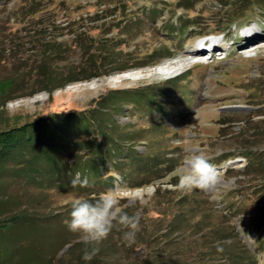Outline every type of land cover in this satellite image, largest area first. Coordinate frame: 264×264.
Listing matches in <instances>:
<instances>
[{"label": "rangeland", "instance_id": "rangeland-1", "mask_svg": "<svg viewBox=\"0 0 264 264\" xmlns=\"http://www.w3.org/2000/svg\"><path fill=\"white\" fill-rule=\"evenodd\" d=\"M247 26L264 28V0H0V82L12 85L0 98L7 101L0 107V130L88 108L110 90L151 85L162 89L159 107L125 104L119 121L136 127L159 122L166 134L158 137L156 150L179 147L168 154L179 158L198 151L222 174L207 190H181L170 176L154 191L135 195L119 182L97 185L114 193L129 215L140 216L139 231L127 240V229L115 223L105 239L85 244L66 221L73 202L87 195L27 186V174L14 170L26 161L17 149L8 167L0 168V222H9L8 229L0 225V264H151L158 258L162 264H223L209 252L225 234L236 252L255 250L261 264L264 236L236 238L233 226L242 232L239 216L228 212L232 204L253 223L264 218V196L253 192L264 185V35L242 36ZM214 37L224 51L197 55V45ZM107 42L141 61L161 48L173 55L155 65L71 82L53 94L45 90L44 70L66 75L85 63L87 49L103 50ZM49 49L60 56L46 59ZM164 67L169 70L159 72ZM179 214L186 224L170 228ZM216 229L222 234L215 237ZM93 248L98 251L84 260L85 249Z\"/></svg>", "mask_w": 264, "mask_h": 264}, {"label": "trees", "instance_id": "trees-1", "mask_svg": "<svg viewBox=\"0 0 264 264\" xmlns=\"http://www.w3.org/2000/svg\"><path fill=\"white\" fill-rule=\"evenodd\" d=\"M257 1L259 3L261 0ZM77 38L82 39V35ZM115 48L113 44L107 42L103 50L91 52L90 48L87 49L85 63L70 70L66 75L50 69L44 70L41 81L45 85V90L53 94L55 90L62 89L71 82L103 77L148 64L155 65L173 55L170 49L161 48L151 54V60L141 61L133 52ZM55 54L60 56L55 49H49L46 59H52ZM11 86L5 81L0 82V98L9 92ZM150 86L110 90L97 98L88 108L53 112L22 125L0 130V168L8 167L5 165L6 161L16 157L18 149L26 161L20 162L14 170L27 174L29 178L27 186L58 189L62 193L74 194L76 197L87 195L84 200L92 202L107 194V190L96 188L97 185L104 183L107 187H114L119 182L121 186L135 189L156 181L163 182L166 176H170L172 179L170 182L178 186L176 173L184 160V155L180 158L168 156L169 153L179 150V147L173 150L169 147L165 150L162 148L156 150L157 141L161 142L158 137L166 134L159 122L136 127L132 123L122 124L119 121L120 113L126 110L125 104L133 103L149 109L159 107L162 89ZM6 103V100L0 102V107H4ZM158 110L160 114H166L163 107ZM158 116L152 114L156 120ZM61 148L68 149L66 153L69 157L62 155L65 151ZM73 181L76 183L73 184ZM235 190L231 191L235 193ZM253 192L264 196V185ZM232 206L231 204L228 212L230 210L231 216H239V226L242 230L238 232V226H233L236 238L241 234L257 239L264 236V218L253 223L248 213L236 212L237 209ZM71 211L72 207L68 209V214ZM17 219L18 215L9 218L12 222ZM8 223V220L3 219L0 225L8 229ZM170 223V228L176 230L186 224L180 214ZM221 232L220 229L214 230V236L216 237L217 233L222 234ZM229 237L227 234L220 235L218 241L221 242L210 248L209 255L219 259L223 264H259L255 250L245 245V248L236 252L231 242H228ZM221 248L222 251L219 250ZM259 248L256 240V249ZM160 261L159 258L153 259L151 264H162Z\"/></svg>", "mask_w": 264, "mask_h": 264}, {"label": "clouds", "instance_id": "clouds-1", "mask_svg": "<svg viewBox=\"0 0 264 264\" xmlns=\"http://www.w3.org/2000/svg\"><path fill=\"white\" fill-rule=\"evenodd\" d=\"M176 174L181 190H207L215 187L222 179L220 170L198 151H193L184 158ZM75 183L76 181H73V184ZM70 216V220L66 221L68 229L80 233L85 244L99 243L105 239L115 223L127 229L124 232L125 239L134 240L140 226V216L129 215L112 192L95 202L74 201ZM96 251H98L96 248L91 251L85 249L83 259L90 260ZM261 264H264V260Z\"/></svg>", "mask_w": 264, "mask_h": 264}, {"label": "built area", "instance_id": "built-area-1", "mask_svg": "<svg viewBox=\"0 0 264 264\" xmlns=\"http://www.w3.org/2000/svg\"><path fill=\"white\" fill-rule=\"evenodd\" d=\"M161 181H156L150 185H147V186H142V187H138V188H135V189H130V191L128 192V194H132V195H135V194H142L144 191H147L148 188H152L151 191H154L155 187L158 186V184L160 183ZM149 191V190H148Z\"/></svg>", "mask_w": 264, "mask_h": 264}, {"label": "bare ground", "instance_id": "bare-ground-1", "mask_svg": "<svg viewBox=\"0 0 264 264\" xmlns=\"http://www.w3.org/2000/svg\"><path fill=\"white\" fill-rule=\"evenodd\" d=\"M244 30H245V29H244ZM245 32H247V30H245L244 33H245ZM216 43H217V42H216ZM202 45H203V44L200 43V44L198 45L199 47H198L196 50H199L200 47H201ZM254 47H255V46H254ZM167 67H168V66H167ZM169 68H170V67H169ZM160 69H162V68H160ZM168 70H169V69H167V68L164 67V68H163L161 71H159V72H163V73H164V72H167ZM169 72H170V71H169Z\"/></svg>", "mask_w": 264, "mask_h": 264}]
</instances>
